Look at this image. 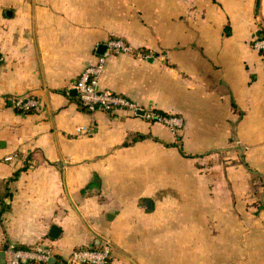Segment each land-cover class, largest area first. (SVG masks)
<instances>
[{"label":"crops","instance_id":"0c3cea01","mask_svg":"<svg viewBox=\"0 0 264 264\" xmlns=\"http://www.w3.org/2000/svg\"><path fill=\"white\" fill-rule=\"evenodd\" d=\"M259 26L264 0H0V264L105 243L107 264H264ZM110 38L146 56L98 53ZM100 58L98 88L181 127L83 108Z\"/></svg>","mask_w":264,"mask_h":264},{"label":"built area","instance_id":"2783aa9c","mask_svg":"<svg viewBox=\"0 0 264 264\" xmlns=\"http://www.w3.org/2000/svg\"><path fill=\"white\" fill-rule=\"evenodd\" d=\"M252 47L259 53L264 63V36H255ZM133 50L121 39L110 38L106 42L104 55L131 53ZM133 53V52H132ZM103 58L98 63L86 67L76 79L73 87L80 105L88 111L100 109L102 111L125 110L131 113L140 111L129 98L109 90L98 88V75L102 72ZM36 102L33 99L18 98L15 106L19 109H30ZM143 114L150 119L157 120L175 133L181 127V118L175 115L160 116L152 110H144ZM76 133L90 134L91 129L86 126L76 128ZM110 245L105 243L99 248H80L71 251L63 264H107L110 255ZM5 264H48L53 253L50 247L35 245L29 249L16 247L8 244L3 251Z\"/></svg>","mask_w":264,"mask_h":264},{"label":"water","instance_id":"95a60500","mask_svg":"<svg viewBox=\"0 0 264 264\" xmlns=\"http://www.w3.org/2000/svg\"><path fill=\"white\" fill-rule=\"evenodd\" d=\"M104 50H105V46L104 45H100L98 47V53H102ZM138 113L140 115H142L143 111H139ZM59 232H60V229L57 226L52 225L51 228H50L49 237L53 238V239H56L58 237V235H59ZM48 264H63V263L62 262L55 263V260L53 258H51V259H49Z\"/></svg>","mask_w":264,"mask_h":264},{"label":"trees","instance_id":"16d2710c","mask_svg":"<svg viewBox=\"0 0 264 264\" xmlns=\"http://www.w3.org/2000/svg\"><path fill=\"white\" fill-rule=\"evenodd\" d=\"M259 5H260V0H255V10H256V12H257V10L259 8ZM256 36H258V37L264 36V29L261 28L260 26H259L258 30L256 31ZM153 112L158 114V115H160V116H164V117L168 116V115H166V114H164V113H162L160 111H153ZM78 249H80V248H78Z\"/></svg>","mask_w":264,"mask_h":264},{"label":"rangeland","instance_id":"374dc122","mask_svg":"<svg viewBox=\"0 0 264 264\" xmlns=\"http://www.w3.org/2000/svg\"><path fill=\"white\" fill-rule=\"evenodd\" d=\"M255 36H253V38H254ZM252 43V42H251ZM133 52V54L134 55H137V56H139V57H144V56H146L145 54H142V53H134V51H132ZM221 161L224 163L222 166H225V165H228L227 164V161L228 160H224V159H221ZM207 165V164H206ZM209 167H212V164L210 163L209 164Z\"/></svg>","mask_w":264,"mask_h":264}]
</instances>
